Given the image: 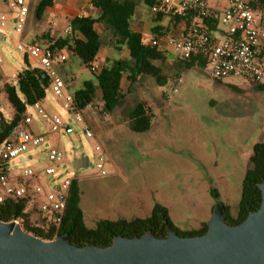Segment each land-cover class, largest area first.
<instances>
[{"label": "rangeland", "instance_id": "1", "mask_svg": "<svg viewBox=\"0 0 264 264\" xmlns=\"http://www.w3.org/2000/svg\"><path fill=\"white\" fill-rule=\"evenodd\" d=\"M37 1L33 0V5ZM2 2L0 0V12L6 14L8 22L4 29H0L4 34L3 39H0L2 58L0 78L1 72L11 76L26 67L23 56L16 48L19 36L13 31L14 13ZM209 2L214 4L216 0H209L210 6ZM216 9L220 10V8ZM107 38V36L102 38L104 46L111 41ZM100 56L101 51L96 61ZM85 74L88 78H93L87 70ZM175 76L180 75L171 76L168 81ZM181 76L184 78V74ZM192 76H198L200 80L190 79ZM141 83L147 85V93L143 90L136 94L134 91L129 97L124 94L125 99L116 108L117 111L127 113L137 102L148 105L154 110L169 105L176 96L164 100L160 87L159 106L157 103L159 88L155 85V80L145 76ZM257 84L260 83L232 77L216 80L206 73L194 72L186 81L174 105L176 112L164 120L165 124L175 128L177 134V140L175 135L173 139L175 155L166 157L154 154L152 160L141 159L146 156L143 137L136 144L140 146L138 149H133V145L127 140L115 145L106 141L103 144L110 152L109 155L101 146L107 159L105 171L108 175L105 177L98 176L94 166V148L97 140L95 137L87 138L84 135L82 131L84 122H77L72 116L65 114L60 102L52 99L51 89L48 88L44 99L46 111L67 117L72 133L61 134L59 137L52 135L49 125L43 122L35 110L28 108V114L32 118L30 128L34 133L42 135L44 142L37 147H31L27 152L34 156L33 161L22 162V157H18L7 167L15 182L22 184L23 180L17 178L21 170L31 166L34 169L39 167L40 169L36 171H40L50 165L47 152L59 139L58 148L64 152L63 162L56 168L55 176L41 173L39 183L46 185L56 178L63 177L77 180L80 207L84 212L85 224L88 228H94L99 220L104 219L115 221L124 218L127 220L147 218L151 213V202H154L157 196L159 203L167 208L172 222L180 232L198 230L203 223H206L215 206L209 194L210 188L218 192L228 213L224 221L231 225L237 214L245 170L250 167V163L247 162L248 148L242 143L245 132L240 131L232 135L231 126L245 124L248 116V121L260 118L264 93L257 91ZM3 97L4 95L0 96V116L8 121L13 117L14 111ZM99 100L97 95L92 107L82 111V116L93 133L103 129V127L99 129L94 124L95 122L99 124V116H101L97 104ZM90 117H95L93 124L89 122ZM261 138L264 139V133ZM82 156L88 158V166L76 170L74 160ZM211 161L217 164H212ZM117 170L123 173H118ZM218 172L222 173V179L217 178ZM29 210L33 212V216L38 217L35 208L30 207Z\"/></svg>", "mask_w": 264, "mask_h": 264}, {"label": "built area", "instance_id": "2", "mask_svg": "<svg viewBox=\"0 0 264 264\" xmlns=\"http://www.w3.org/2000/svg\"><path fill=\"white\" fill-rule=\"evenodd\" d=\"M7 8L14 13L12 18L13 31L22 36L28 4L26 0H4ZM155 15L174 14L185 16L190 14L192 19L186 24L183 33L179 36L165 35L149 41L148 45L164 52L171 53L177 59L188 60L194 56L205 57V64L201 68L214 79L238 78L248 82L262 83L264 79V59L257 58L256 48L264 44V3L259 0H227V7L223 9L211 8L206 0H156L150 6ZM207 20L216 22L222 27L221 38L213 37L205 25ZM8 18L0 12V29L7 25ZM72 32L70 24L64 28L65 35ZM17 51L31 60L39 76L48 83L55 100L59 101L65 114L72 116L77 122H84L82 131L87 138H94L90 126L85 122L82 111L90 109L92 102L79 109L75 103L74 95L69 91V85L61 77L58 67L67 60V55L60 49L51 46H41L37 43L19 41ZM2 58L0 56V63ZM91 72L97 73L100 69L92 62L88 64ZM16 79V74L6 76L1 72L0 96L5 95V86ZM183 83V77L175 76L161 87L164 100H170L177 95ZM99 112L107 116L104 104L97 102ZM49 125L53 135L72 133L69 123L61 116L46 111L44 100L36 101L31 107ZM32 118L28 110L24 118L16 126L12 134L0 145V204L5 201L24 200L25 213L29 215L32 225L42 230L51 227L56 234L62 222L69 187L74 178H56L55 188L47 190L39 183L40 174L55 176L56 168L63 162L64 154L57 145L47 152L50 165L36 171L31 166L24 167L17 178L23 183H13L8 164L18 157H24L31 147H37L44 142L42 135L30 131ZM95 170L100 177L106 176V155L101 145L95 148ZM31 181H34L31 182ZM33 207L37 216L29 210ZM17 222V221H16ZM18 223V222H17Z\"/></svg>", "mask_w": 264, "mask_h": 264}, {"label": "trees", "instance_id": "3", "mask_svg": "<svg viewBox=\"0 0 264 264\" xmlns=\"http://www.w3.org/2000/svg\"><path fill=\"white\" fill-rule=\"evenodd\" d=\"M52 1L40 0L38 2L34 10L37 20L41 18L45 8L50 6ZM154 1L156 0L148 2V5L152 6ZM263 3L264 0H259V4ZM92 5L99 10V16L97 18L76 17L72 19L70 21L71 34L56 40L51 44V47L53 49L67 47V50L75 55L85 68L89 69L88 64L95 60L103 45L102 37L95 31L94 24H102L110 31L113 45L118 51L125 48L128 51V59L106 64L97 73L91 72L94 81H86L83 88L73 95L77 107L83 109L86 103L97 98L96 90L99 89V99L104 104V110L111 113L125 99L120 92V84L124 75L131 85L138 82L142 76L152 77L159 87L164 86L167 80L162 75V69L154 64L160 59L161 50L144 44L141 35L129 27V20L134 10L133 1L92 0ZM181 17L189 19L192 16L188 13ZM211 22V20H207L205 25L210 27ZM258 49L256 48V56L261 58ZM24 60L26 67L16 74L14 81L5 86V98L14 114L8 121L0 116V145L12 134L26 115L28 108L36 101L44 100L46 97L48 83L40 78L38 70L29 65L26 58ZM177 62L185 70L193 66L202 68L205 64V57L194 56L188 60L177 59ZM256 88L257 90H264V85L257 84ZM149 115L147 108L137 102L131 108L128 117L135 120L139 127L146 128L150 123ZM249 163L250 167L245 174L237 214L231 225L240 223L249 212L259 207L260 192L257 185L264 180V142L256 143L253 146ZM2 166L0 164V167ZM209 194L214 200V205L220 204L222 206L226 220L228 217L227 209L220 200L218 192L214 188H210ZM25 208L26 202L24 200L3 202L0 204V221L4 223L17 221L24 232L44 241H51L64 235L69 244L78 247L87 245L106 247L114 237L135 238L147 232L156 238H165L169 229L183 237L203 235L207 231V225L203 223L198 230L187 233L180 232L172 222L168 210L157 203L154 204L147 218L115 221L104 219L99 220L94 228H88L85 224L84 212L80 207V190L75 179L70 184L62 222L56 234L51 227L42 230L32 225L29 215L24 212Z\"/></svg>", "mask_w": 264, "mask_h": 264}, {"label": "crops", "instance_id": "4", "mask_svg": "<svg viewBox=\"0 0 264 264\" xmlns=\"http://www.w3.org/2000/svg\"><path fill=\"white\" fill-rule=\"evenodd\" d=\"M2 1H3L2 3H4V0ZM32 1L33 0H26L29 11L26 18L23 34L21 37H19V41H23L25 43H37L41 46H47V45L51 46V44H53L56 40L67 37V35H65L64 33V28L68 24H70V21L72 19L76 17L97 18L99 16V10L93 7L92 0H53L50 6L45 8L41 18L37 20L35 18L34 10L40 0H38L37 3H34V5ZM120 1H124V0H120ZM132 1H133L134 10L129 20V27L132 31L137 32L141 35V39L142 42H144V44H148L150 40L163 37L165 35H176V36L181 35L183 33L186 24L192 19V17L187 19L186 17L184 18L174 14L155 15L151 13L150 6L148 5V2H151L152 0H132ZM208 1L209 0H207V2ZM219 1L216 0L214 4L209 2L211 8L223 9L227 7V0H222V1L219 0ZM210 25H211L210 27H207L209 33L215 38H221L223 35L222 27L217 23H213V21L211 22ZM94 29L102 38H105L107 36L108 41L109 39L111 40L107 42L105 46L103 44L104 47L103 46L101 47L100 49L101 56L98 59V61H96L98 55L93 61L94 64H96L97 62L96 65L99 67V69H101L104 65L110 64L114 61L128 59V51L125 48H123L121 51H118L116 47L113 45L111 39V33L109 30H107L102 24L99 23L94 24ZM3 36H4L3 32L0 31V39H3ZM258 48H259L258 49L259 52L261 53L260 59H264V44H261ZM60 50L67 55V60L64 64L58 67V72L69 85V91L74 94L76 91L83 88V85L86 81H91V80L94 81V77L91 71L85 68L84 65L81 63V61L70 51L67 50V47H64L63 49ZM160 52H162V55L159 60L155 61L154 64L162 69V75L166 78L167 81L171 76L184 74L183 83L180 87L178 94L174 97L173 101L169 105L164 107H157L154 110H152L150 106L142 104L145 108L146 107L148 108L147 111L150 114L149 115L150 123L146 128L139 127L136 124L135 120L129 119L128 114L130 111L127 113H121V111H117L115 109L111 113H108L107 116H103L100 114L101 115L99 116L100 120L98 121L99 124L95 122V117H90L89 118L90 123L93 124L95 122L94 124L97 125L99 129L100 127L102 129L103 127V129L99 130L98 133L94 132V137L97 140V144L104 147L103 142L106 141L108 143H112V144L114 143L115 145L116 143H124V141L127 140L133 145L132 146L133 149H138V147L140 146L139 145L137 146L136 144H138V142H140V138L143 137L144 140L143 149L146 156H144L141 159L152 160L154 154H160L166 157L175 155L173 153L175 152L173 151L175 149L173 145L174 142L173 139L175 135V138L177 140V134L175 128L172 125L170 126V124L169 125L165 124L164 120L167 119L169 115L171 114L173 115L176 112V108L174 105L176 104V101L180 97L185 87L186 81H188L190 75H193L194 72L197 73L198 72L205 73V72L200 67L197 66H193L185 70L182 68L181 64L179 65V62H177V58L172 56L171 53L164 51H160ZM26 61L32 67H36V65L31 60L26 58ZM85 70H87L91 74V76L93 77L92 79L87 77V74H85ZM144 77L145 76L140 77L138 82L131 85L127 80V77L124 75L122 77L120 84L121 94L122 95L125 94L126 97H129L134 91L137 94L140 93V91L145 90L144 93H147V89H148L147 85L145 86V84L141 83ZM190 79H193L194 81L200 80L198 76L196 77L192 76ZM260 84L264 85V79L263 82ZM155 85L157 84L155 83ZM158 88H159V94H158L159 96L157 95V103L160 106L161 103L160 87L158 86ZM259 91H262V93H264V90H259ZM96 94L97 95L100 94L99 89L96 90ZM52 99L55 100L54 97ZM262 101L264 102V100ZM45 109L47 110L46 106ZM260 111H261L260 118L256 119L255 121L253 120L252 121L250 120L251 122L248 121L249 119L248 116V119L245 120V124H241V126L236 124L234 126L233 125L231 126L232 135L240 133V131L245 132V137L244 139H242L243 140L242 143L245 144L244 146L246 148H248L247 162H249V159L252 155L253 146L256 143L264 142V139L261 138L262 134L264 133V105H262ZM101 117L102 119L105 120H102ZM66 118L67 117H65L64 119L66 120ZM29 129L32 133H34L31 128ZM59 141L60 140L58 139L56 143L57 146L59 144ZM104 149L106 154L109 155L110 152L107 150V148L104 147ZM63 151H65V149ZM76 158L80 159L84 157L82 156ZM33 160H34V156L26 153L21 161L27 162ZM212 164H217V163L214 161ZM36 169L39 170L40 168L37 167ZM247 169L248 168H246L245 173ZM118 173L122 174L123 171H118ZM107 175L108 174H106V176ZM222 176L223 175L221 172L217 173L218 179H222ZM11 182L12 184L16 183L15 178L12 179ZM56 185H57V181L53 180L51 181V183L46 184L44 186L47 190H49L53 187L55 188ZM147 193L150 198L149 192ZM155 197H156L155 201L151 202L150 210H152L154 204L156 203L162 205L161 203H159L157 196Z\"/></svg>", "mask_w": 264, "mask_h": 264}, {"label": "water", "instance_id": "5", "mask_svg": "<svg viewBox=\"0 0 264 264\" xmlns=\"http://www.w3.org/2000/svg\"><path fill=\"white\" fill-rule=\"evenodd\" d=\"M75 169L88 166V158L75 159ZM259 207L243 221L228 225L216 204L203 235L165 238L150 232L140 237H114L106 247H78L66 236L44 241L24 232L16 221H0V264H264V180L257 185Z\"/></svg>", "mask_w": 264, "mask_h": 264}]
</instances>
